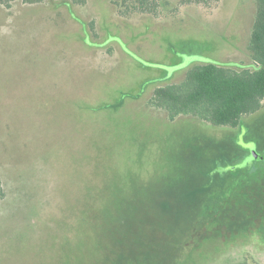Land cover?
<instances>
[{
	"label": "rangeland",
	"instance_id": "1",
	"mask_svg": "<svg viewBox=\"0 0 264 264\" xmlns=\"http://www.w3.org/2000/svg\"><path fill=\"white\" fill-rule=\"evenodd\" d=\"M167 1L162 18L125 20L97 2L68 6L72 17L57 3L0 6V264H213L200 256L216 246L191 245L181 213L197 209L190 189L227 129L171 121L148 101L195 62L248 63L257 3ZM64 197L98 200L91 249L68 239L77 225L60 227L58 251L42 241L36 216ZM258 252L224 264H264Z\"/></svg>",
	"mask_w": 264,
	"mask_h": 264
},
{
	"label": "trees",
	"instance_id": "2",
	"mask_svg": "<svg viewBox=\"0 0 264 264\" xmlns=\"http://www.w3.org/2000/svg\"><path fill=\"white\" fill-rule=\"evenodd\" d=\"M201 1L188 0L192 3ZM17 2L25 7H43L46 4L57 3L56 9L60 7H67L68 9L69 6L72 7V10L80 7L86 8L88 5L91 6L97 2L98 6L100 8L104 6V9L108 10L112 17L123 20L131 19L134 15L162 18L163 11H167L170 5L167 0H0V6L10 9ZM256 3L257 12L250 34L248 63H239V66H226L209 59L195 62L188 68L183 80L180 82H172V78L171 80L167 79L168 75H166L164 80L166 85L153 89L148 106L155 111L167 113L171 121L181 117H191L219 127H236L241 119L263 111L264 0H256ZM68 11L72 17L74 13L70 9ZM164 16L166 15L164 14ZM91 23L96 30L95 22ZM223 144L224 151L222 154L220 153V159L217 155L207 154L211 160V165H214L215 161L224 160L228 150H236L237 148L236 142L228 137H225ZM239 144L248 148L242 141ZM233 145L236 148L232 147ZM204 167L202 168L204 169ZM202 175L205 180H203L204 183L197 184L196 188L190 189L191 200L193 205L197 206V209L190 210L193 206L189 204L188 207L182 208L181 213L186 224L183 228L188 230L190 244L195 246H198L197 243L201 244V241L209 239L206 232L209 229L208 222L199 213L209 202L207 193L210 192L213 183H211L209 172L202 170ZM64 198L62 199V206L51 209L55 211L50 215L49 220L43 219L41 214L36 216L35 225L39 226L40 224L46 228L42 241L53 243L56 245L53 249L58 251L61 246L60 240L62 241L60 227L65 224L66 226L71 225L69 227L77 225V232L68 231V239L77 243L83 241L86 243L85 248L91 249L93 242L98 238L97 235L95 236L90 232L94 225L96 227L99 224L97 213L94 210L98 200ZM249 204L250 202L246 205L249 206ZM40 216L42 220L39 221ZM214 224L210 239L215 240L222 233V225L228 224L227 229L235 226V223L228 217H224L217 224L216 222ZM63 234L65 235L64 232ZM83 235H86V237H83ZM72 245L68 244L66 246L65 253L76 254V252L68 251Z\"/></svg>",
	"mask_w": 264,
	"mask_h": 264
},
{
	"label": "flooded vegetation",
	"instance_id": "3",
	"mask_svg": "<svg viewBox=\"0 0 264 264\" xmlns=\"http://www.w3.org/2000/svg\"><path fill=\"white\" fill-rule=\"evenodd\" d=\"M257 115L241 119L236 127H226V137H234L237 148L228 150L224 160L215 161L210 172L213 185L207 193L209 202L199 215L208 222L209 239L205 242H213L217 250L211 260L200 257L203 262L224 264L234 258L254 257L258 252L255 248L259 250L264 245V116ZM241 141L255 145L258 159L250 160L252 150L240 145ZM246 161L247 165L240 167ZM224 217L235 223L234 228L227 229L229 225L224 224L219 237L210 239L214 222L217 224ZM261 253L258 256L263 258Z\"/></svg>",
	"mask_w": 264,
	"mask_h": 264
},
{
	"label": "water",
	"instance_id": "4",
	"mask_svg": "<svg viewBox=\"0 0 264 264\" xmlns=\"http://www.w3.org/2000/svg\"><path fill=\"white\" fill-rule=\"evenodd\" d=\"M246 146H247L248 148H251L252 153H253V155H252V157H251L250 160L258 159V155H257V152H256L255 145H246ZM246 165H247V161H246L244 164L240 165V167H244V166H246Z\"/></svg>",
	"mask_w": 264,
	"mask_h": 264
}]
</instances>
